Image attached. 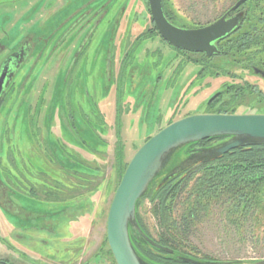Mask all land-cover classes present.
<instances>
[{"label":"rangeland","instance_id":"rangeland-1","mask_svg":"<svg viewBox=\"0 0 264 264\" xmlns=\"http://www.w3.org/2000/svg\"><path fill=\"white\" fill-rule=\"evenodd\" d=\"M236 1L163 0L175 24L189 28L212 23ZM257 1L264 5V0ZM156 32L148 0H0V67L10 57L18 60L12 61L13 75L0 106V261L114 264L106 240V218L119 180L115 169L118 112L126 162L169 121L207 113V102L225 84L237 82L248 89L239 97V113L264 114V102L254 104L249 99L254 96L248 95L260 91L264 96L263 76L232 67L223 58L205 62L199 55L187 54L176 55L174 63H168L174 50L164 45ZM141 39L146 40L140 44ZM160 51L168 63L161 72ZM128 54H134L129 69L133 71L125 76L122 63ZM189 59H200L205 67L228 69L239 78L234 73L235 79L231 75L210 77L206 68L208 74L196 79L193 75L200 70L198 64L183 67ZM176 61H180L178 66ZM119 89L121 108L116 107ZM94 134L104 145L97 140L88 148L85 142ZM59 152L64 161L56 156ZM68 154L77 163H71ZM189 154L185 148L176 159ZM78 163L96 170L88 176L91 188L71 192L66 180L71 181L74 174L85 177L72 171H81ZM91 189L95 216L77 224L78 228L72 222L79 211L75 208L60 221L45 216L80 203L85 206L80 207L79 217L89 210ZM79 195L83 196L77 203L60 205ZM11 204L42 218L15 215ZM150 208L143 202L140 214L156 237L162 230ZM242 224L239 228L231 225L223 209L214 207L181 240V248L222 262L251 264L264 259V227L252 218ZM48 225L56 228L55 235L48 233ZM20 246L31 249L29 258L20 255Z\"/></svg>","mask_w":264,"mask_h":264},{"label":"trees","instance_id":"trees-1","mask_svg":"<svg viewBox=\"0 0 264 264\" xmlns=\"http://www.w3.org/2000/svg\"><path fill=\"white\" fill-rule=\"evenodd\" d=\"M242 8L244 10V20L241 27L217 42V47L220 52L218 55L212 57L199 55L201 56V60L210 62L213 58H223L231 64L230 66H237V68H240L239 70H250L252 73L255 68L264 70V5H260L257 0H249ZM164 13L170 21L166 9H164ZM175 22H173L174 25ZM145 40L146 39H141L139 41L140 44ZM127 56L128 55L125 57ZM163 58V60L167 61L165 57ZM170 60L172 61V59ZM192 61L200 67L195 77L196 79L205 77V74L208 73L210 77H213L212 75L215 77L221 75H227V77H229L228 75H231L232 77V73H234V76L239 78L235 72L231 73L228 69L205 67L201 64L200 59ZM122 64L124 68L122 73L126 76L129 73H127L128 67L125 66L127 60L124 59ZM165 64L168 63L165 62ZM206 68L208 73L204 72ZM178 70L179 69H176L175 73L178 74ZM198 75H200V77H198ZM234 76L232 79H235ZM192 82L190 84H192ZM201 82L202 81H199L198 84ZM250 88L253 89L254 87ZM245 90L248 89L246 87L244 89V86L241 85L237 86V82L225 84L220 91L215 93V98L209 99L207 102V113L263 114V112L247 111L239 113L237 111L240 106L238 105L239 97L244 95L243 93ZM251 92L248 94L254 96H249L251 102L254 104H261V102H264V96L261 95L262 93L260 91L258 93ZM121 97L122 90L119 89L116 97V107L121 108ZM172 122L174 121H169L167 125ZM115 123L117 126L115 148L117 162L115 169L119 177V184L128 164V162L124 160V145L119 136L120 131L118 132V130H120L119 112L116 114ZM88 132L90 133V131ZM148 139L149 137L145 142ZM97 140L99 142L98 144L104 145L100 143L96 134H94V136L91 135L88 139L89 143L85 142V145L90 148V145L94 144ZM222 140L223 139L205 140L192 145L188 151L191 153L195 147H208ZM91 149H89L90 153H92ZM58 154L64 158L62 153L59 152ZM68 156L71 163H77L76 159H72L69 154ZM78 164L82 167L81 171L78 169L72 170L67 167L68 170H72L74 173H82L85 176L84 178H79L77 174H74L71 181L66 180L64 184H66L67 189L69 188L68 190L71 192L73 189L76 191L80 189H89L90 180L88 176H91L96 170L82 163ZM79 180L81 181L78 182ZM160 181L161 179L157 180L151 186L148 193L138 201L137 221L141 229L151 239L164 247L170 248L175 252V255H182L200 261H216L184 252L181 248V240L186 239L187 235L198 225V222L205 218L210 211L217 206L223 209L226 220L236 228H239L242 223L247 222L249 218H252L256 225L264 227V145L236 149L196 169L186 170L168 179L162 185H159ZM88 192L94 194L93 189ZM74 197L69 201L73 200ZM145 201L150 204L152 216L160 226V230L163 231L156 237L150 234L140 214V207ZM177 212L181 213L177 214ZM132 242L137 251L154 264H184L176 260L175 255H168L158 251L153 247L137 242L133 237ZM109 253L110 256H112L110 250ZM112 261L114 262L113 257Z\"/></svg>","mask_w":264,"mask_h":264},{"label":"water","instance_id":"water-1","mask_svg":"<svg viewBox=\"0 0 264 264\" xmlns=\"http://www.w3.org/2000/svg\"><path fill=\"white\" fill-rule=\"evenodd\" d=\"M248 0H239L224 16L213 23L195 29H183L172 24L164 14L162 0H148L149 11L157 32L170 46L206 57L218 55L217 42L229 36L238 26L242 15L228 18ZM7 59L0 72V98L5 88ZM18 61V60H17ZM13 67V65H12ZM256 74L264 73L255 69ZM209 139H223L208 147H195L183 159L176 156L183 149ZM264 145V114L205 113L176 120L150 137L137 149L127 164L111 200L106 218V240L115 264H154L135 248L132 237L142 244L168 255L175 252L151 239L137 221V203L160 180L168 179L186 170L196 169L217 160L236 149ZM184 264H241L240 261H200L175 255ZM251 264H264V259Z\"/></svg>","mask_w":264,"mask_h":264},{"label":"flooded vegetation","instance_id":"flooded-vegetation-1","mask_svg":"<svg viewBox=\"0 0 264 264\" xmlns=\"http://www.w3.org/2000/svg\"><path fill=\"white\" fill-rule=\"evenodd\" d=\"M239 0H237L236 1V3L238 2ZM235 3V4H236ZM247 2H245L243 5H245ZM164 3H163V0H162V6H163V11H164V9H166V7H165V4L163 5ZM234 4V5H235ZM233 5V6H234ZM243 5H241L236 11H234L233 13H231V14H229L228 15V18H231V17H234V16H236V15H242V18H241V21H240V23H239V26L233 31V32H235L238 28H240L241 27V25L243 24V20H244V10H243ZM232 6V7H233ZM231 7V8H232ZM230 8V9H231ZM229 9V10H230ZM228 10V11H229ZM166 11L168 12V17L170 18V22L173 24V22H175L174 21V18L169 14V11L166 9ZM227 11V12H228ZM227 12H225L222 16H224ZM165 14V13H164ZM151 16V15H150ZM166 16V15H165ZM221 16V17H222ZM167 17V16H166ZM220 17V18H221ZM219 19V18H218ZM218 19H216V20H218ZM151 20H152V18H151ZM169 20V19H168ZM215 20V21H216ZM153 21V20H152ZM214 22V21H213ZM212 22V23H213ZM209 24H211V23H209ZM209 24H207V25H209ZM176 25V24H175ZM207 25H205V26H207ZM177 27H180V28H185V29H195V28H201V27H204V26H200V27H193V28H189V27H186V26H184V25H181V26H179V25H176ZM232 32V33H233ZM158 33V32H157ZM158 35H159V37H160V41L164 44V45H166L168 48H172L173 50H174V53H173V55H171V57L173 56V58H171L172 59V63H174V60L177 58V56H182V55H187V54H191V55H204V54H199V53H191V52H187V51H182V50H179V49H176V48H174V47H172V46H170L166 41H164V39L160 36V34L158 33ZM139 41V40H138ZM138 41L136 42V43H138ZM139 45V44H138ZM217 45V44H216ZM134 46H135V44H134ZM134 46L132 47V50L134 49ZM218 48V47H217ZM133 52H135V50H133ZM154 51H150V53H153ZM130 54V53H129ZM128 54V56L127 57H125V59H127V64L125 65L126 67H128V71H127V73L129 72V74L133 71V69H131V70H129L130 68H133V56H134V54H131V56ZM144 55L147 57V55L144 53ZM177 55V56H176ZM144 57V56H143ZM164 55H163V53L160 51V72L164 69V66H165V62H167V61H165V60H163L164 58ZM11 58V57H10ZM145 58V57H144ZM156 58V57H155ZM166 58V57H165ZM193 60H195V59H193ZM13 61V60H12ZM170 61L168 62V63H170ZM4 62H6L7 63V60H4L3 61V63H2V65H1V67H0V72H2V69L4 68ZM153 62H155V60L153 61ZM177 66L180 64V61L178 62V61H176V63H175ZM154 65V64H153ZM188 65H196V63L195 62H193L192 61V59H189V61H188V63L187 64H185L183 67L185 68V67H187ZM6 66L8 67V73H7V78H6V81H5V86H6V83H7V81H8V78H10L12 75H13V71H14V66L12 67V65L11 64H6ZM157 68V67H156ZM255 69H257V68H255ZM255 69L253 70V72L255 73ZM257 70H259V71H261V72H263L264 73V71H262V70H260V69H257ZM132 74V73H131ZM256 74V73H255ZM256 75H259V76H262L261 74H256ZM193 77L195 78L196 77V74L195 75H193ZM194 80V79H193ZM192 80V81H193ZM191 81V82H192ZM190 82V83H191ZM190 86V85H189ZM3 92H4V90H3ZM3 97V93H2V96H1V98H0V106L2 105V102H1V100L3 99L2 98ZM198 148H200V147H198ZM60 155H57V157L58 158H60V160H62V161H64L63 159H62V157L60 156ZM68 161V160H67ZM65 164H66V162H65ZM1 190L2 191H4L5 192V188H1ZM6 193V192H5ZM93 193H90V195H92ZM30 195H32V194H30ZM88 195V194H87ZM33 196V195H32ZM79 196H83V195H79ZM84 196H85V194H84ZM94 196L95 195H92L91 197H92V199H90V200H93V198H94ZM78 197V196H77ZM7 198V197H6ZM39 200H41V199H39ZM43 200V199H42ZM89 200V201H90ZM49 202H53V201H50V200H48ZM66 201H69V200H66ZM71 201H76L77 202V199L76 198H74L73 200H71ZM7 205H9V201H8V204ZM12 205V204H11ZM78 205H80V206H78V207H74V206H70L69 208H64V211L65 210H67V209H71V208H75V210H79L78 212H77V214L79 213V212H81L82 210H81V208L80 207H84L85 205H82V204H80V203H78ZM13 207H12V211L11 212H13L15 215H18V216H23V217H25V218H31V217H37V216H39L38 218H42V216L41 215H32L31 213H29V214H27V213H25V212H23V209H21V207H20V209L18 208V207H16V206H14V205H12ZM61 212H62V209L61 210H58V211H56L55 213H51V214H46L45 216H47V217H53V216H58L59 214H61ZM48 230H49V232L48 233H50V235L51 234H53V235H55V230H56V228H54L53 227V225H48ZM18 238H22L21 236L19 237L18 236ZM61 241L63 242V241H67V240H62L61 239ZM65 245V244H64ZM21 248H20V255H24L25 256V258H29V256L27 255V254H31V253H33L32 251H29V250H31V249H29V250H27V249H24L23 248V246H20ZM64 249H67V248H63L62 250H64ZM66 252H68V251H66ZM63 255H65V254H63ZM59 258V257H58ZM18 259H20V260H23L24 261V259H22L21 257H19ZM58 260H61V258H59ZM0 264H7V263H4V262H2V261H0Z\"/></svg>","mask_w":264,"mask_h":264},{"label":"crops","instance_id":"crops-1","mask_svg":"<svg viewBox=\"0 0 264 264\" xmlns=\"http://www.w3.org/2000/svg\"><path fill=\"white\" fill-rule=\"evenodd\" d=\"M81 198V196H78L76 199H77V201H78V199H80ZM91 201V200H90ZM89 201V202H90ZM56 202H60V201H56ZM70 201H65V203H63V201H62V203L60 204V205H63V204H67L68 205V203H69ZM94 202V200H92L91 202H90V204H89V210H87L86 212L84 211V212H82L81 214H79L78 216L79 217H77V214H76V216H75V219L74 220H72V222L75 224L74 225V227H79L77 224H80V223H85L86 221H88V220H90V219H92V218H94V216H95V212H96V209L94 208V206H93V203ZM74 203H77L76 201H74ZM70 204V203H69ZM70 206H74V204H70ZM69 206V207H70ZM80 206V205H79ZM69 207H63L62 208V212H61V214H59L58 216H56L58 219H57V221H60V219H62V217H63V215H66L67 217L68 216H70V213H71V211L69 210V209H67V210H65L64 211V208H69ZM78 207V206H77ZM80 213V212H79ZM83 231H84V233H85V230L83 229ZM66 255V254H65ZM61 259H63V257H60Z\"/></svg>","mask_w":264,"mask_h":264}]
</instances>
